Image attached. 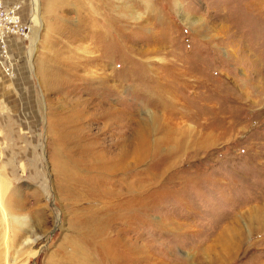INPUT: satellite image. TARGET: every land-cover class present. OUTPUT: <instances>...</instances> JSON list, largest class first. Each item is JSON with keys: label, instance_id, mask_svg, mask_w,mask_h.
<instances>
[{"label": "rangeland", "instance_id": "rangeland-1", "mask_svg": "<svg viewBox=\"0 0 264 264\" xmlns=\"http://www.w3.org/2000/svg\"><path fill=\"white\" fill-rule=\"evenodd\" d=\"M3 3L0 264H264V0Z\"/></svg>", "mask_w": 264, "mask_h": 264}, {"label": "built area", "instance_id": "built-area-1", "mask_svg": "<svg viewBox=\"0 0 264 264\" xmlns=\"http://www.w3.org/2000/svg\"><path fill=\"white\" fill-rule=\"evenodd\" d=\"M18 7V4L6 6L3 0H0V75L3 76L12 75L14 68L13 58L8 47L9 37H26L30 30L28 24L15 14Z\"/></svg>", "mask_w": 264, "mask_h": 264}, {"label": "bare ground", "instance_id": "bare-ground-1", "mask_svg": "<svg viewBox=\"0 0 264 264\" xmlns=\"http://www.w3.org/2000/svg\"><path fill=\"white\" fill-rule=\"evenodd\" d=\"M146 5H148V3H146ZM180 16H181L182 22L187 23V21H189V17H187L184 12H181ZM6 193H7V188L4 184V180L0 177V218H1V221L5 225H7L6 223H8V224L14 223L19 227H23L26 224L27 219L25 217L14 216L10 212V209H11L10 202L4 201ZM103 236H104V232H103V227L101 226V224L95 225L92 229L89 228L87 231V234H86V237H88V238L91 237L92 239L103 238ZM12 238L14 239V237H12ZM13 239H12V241H13ZM27 242H28V239H24L19 244H17V246H19V248H20L23 244H25ZM105 244H108V246ZM105 244L99 245L100 246L99 248L102 250L103 258L105 260H108V263L111 264L114 260L116 253L114 251L112 253L110 252L111 251V249L109 248L110 243H105ZM4 258H5L4 264H14V262H15V259L11 258L10 255H8V254H5Z\"/></svg>", "mask_w": 264, "mask_h": 264}]
</instances>
